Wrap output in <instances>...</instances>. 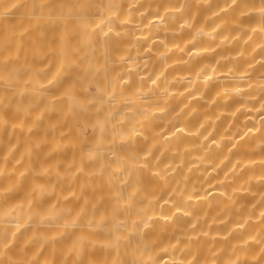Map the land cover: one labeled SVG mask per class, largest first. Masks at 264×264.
Wrapping results in <instances>:
<instances>
[{"label": "clouds", "instance_id": "obj_1", "mask_svg": "<svg viewBox=\"0 0 264 264\" xmlns=\"http://www.w3.org/2000/svg\"><path fill=\"white\" fill-rule=\"evenodd\" d=\"M37 6L0 35V264H264V0ZM42 25L58 31L37 46ZM144 30L155 58L131 62L150 85L109 47L131 40L139 56Z\"/></svg>", "mask_w": 264, "mask_h": 264}, {"label": "bare ground", "instance_id": "obj_2", "mask_svg": "<svg viewBox=\"0 0 264 264\" xmlns=\"http://www.w3.org/2000/svg\"><path fill=\"white\" fill-rule=\"evenodd\" d=\"M17 0H3V3L6 4L8 7L7 9L0 8V11H5V10H10V13L6 17H0V35L4 37H11L14 35L17 30L21 26H26L27 20L26 18L29 15L35 16L39 15L40 9L37 6L38 5V0H27V3L23 6L16 7V8H11L12 3H16ZM126 6H125V14H126ZM95 11L92 10L90 12V16L95 15ZM147 23V21H145ZM58 31V27L56 25H42L38 28H35L33 32V40L34 43L37 46H42L49 42L52 37L56 34ZM136 38H142L140 39V44H139V52L140 55H137V50L131 46V40H124V41H110L109 42V47L113 51H117L120 55H123L127 58L128 62L124 65L122 71L123 72H128L132 73L133 75L137 72L140 71L141 75L135 77V79H140L143 77L146 81H148L150 85V80H151V74L147 69L140 70L136 69L134 65L131 62L132 57H136L138 62H143L144 60H149L152 61L154 60L155 56L154 54L157 51L156 44L155 42L148 37L147 30H144L142 32H137ZM135 39V38H134ZM198 46H202V42L198 43V45L195 46H189L186 51L189 52H195L197 50ZM173 54H170V57H172ZM208 56L207 53H203L200 57H197L195 60L192 61L191 67L196 68L202 63H206L207 60L205 59ZM178 57H184L183 53H179ZM187 59V57H184ZM171 62V60H170ZM156 69L158 70L159 68V62L156 63L155 65ZM3 70H6V66H3ZM173 73L175 75H189L188 72L184 71L183 66L181 65H174L172 69H169L168 72L166 73ZM82 75L81 69L79 67H72L69 70H67V74L65 79L66 80H75L79 79L80 76ZM125 79H129V77H125ZM185 86H180L178 91L183 93V96L181 97V100H183L185 103L195 104L196 101L193 99L192 95H190L188 92L184 91ZM177 89H173V91H176ZM193 93H195V89H193ZM0 94H9V89L6 85L3 83H0ZM62 111V105H57L56 106V112L53 113L52 117L47 118L48 120L54 119L56 116V113ZM240 114L238 113V116ZM251 115V113H249ZM240 119H244V117L240 116ZM47 132V120L41 121L39 124V128L37 131V136L42 137L45 133ZM50 135V133H49ZM42 154V153H41ZM210 171V169H209ZM217 187L216 185L213 184L212 187H209L208 191L212 194H217ZM14 197H9L8 199H13ZM22 203V202H18ZM48 200H42L39 202V207L41 209L47 208L48 207ZM27 207V206H25ZM110 207L109 201L105 200L103 204L101 205V211H105ZM53 213L50 211L48 215H52ZM53 228L55 227L54 225L52 226ZM95 243L100 246L104 247L108 244V241L105 240L103 237L96 238Z\"/></svg>", "mask_w": 264, "mask_h": 264}, {"label": "rangeland", "instance_id": "obj_3", "mask_svg": "<svg viewBox=\"0 0 264 264\" xmlns=\"http://www.w3.org/2000/svg\"><path fill=\"white\" fill-rule=\"evenodd\" d=\"M109 204L111 205V202L109 201Z\"/></svg>", "mask_w": 264, "mask_h": 264}]
</instances>
